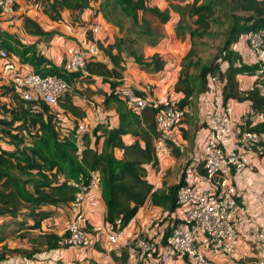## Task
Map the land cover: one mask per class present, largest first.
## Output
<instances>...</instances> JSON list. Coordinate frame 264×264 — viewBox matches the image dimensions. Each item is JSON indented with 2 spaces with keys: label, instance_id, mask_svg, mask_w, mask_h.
Instances as JSON below:
<instances>
[{
  "label": "trees",
  "instance_id": "16d2710c",
  "mask_svg": "<svg viewBox=\"0 0 264 264\" xmlns=\"http://www.w3.org/2000/svg\"><path fill=\"white\" fill-rule=\"evenodd\" d=\"M26 1L36 18L22 17L21 30L28 36L39 38L50 39L55 31L42 28L36 21L39 16L37 12L57 22L62 19L63 10L75 13L78 19L86 11H91V18L82 23L86 39L80 45L92 39L90 28L101 22L97 19L98 15L123 32V20L119 17L122 14L131 21L130 28L137 33L138 38H144L147 42L145 45L154 48L163 35L156 34L142 14L149 12L160 22L167 23L173 12L177 14L176 36H183L187 27L189 40V47L181 58L178 79L173 87V91L181 95L178 99L179 107L188 114L197 95L208 89V76L218 73L223 80L221 94L224 103L232 99L247 102L250 107L264 112V96L256 89L240 91L236 78L239 74H255L261 69L260 63L253 57L248 44L249 56L246 59L235 49L247 31L264 29V0H192L184 4L172 2L164 9L151 5V0ZM95 5L96 8L93 7ZM188 19L192 20V24L187 22ZM1 20L4 19L0 15ZM206 35L212 41L219 40L220 44L208 61H202L198 56L197 41L203 40ZM124 40L134 42L135 39L129 34ZM0 43L6 49L8 57L22 70L41 76L54 74L68 84L67 91L58 97L55 106L41 100L24 101L8 85L0 84V100H3L0 101V217L13 219L18 215H27L33 219L29 227L40 230L42 220L49 218L52 213L40 208L72 205L78 191L73 184L82 180L87 185L92 172L98 174L101 198L106 206L104 221L113 230L118 226L120 229L126 227L148 196L154 203H158V194L152 192L153 186L145 179L142 164L157 166L153 140L157 135L155 117L162 104L154 106L149 103L137 111L126 105L119 92L124 87L125 58L122 52L133 57L139 66L150 67L154 72L164 68V61L159 53L153 52L143 57L135 49L126 47V43L121 44L119 37L114 43L98 41L100 53L88 59L84 74L65 71L64 61L61 65H54L33 45L21 43L13 32L6 29L0 28ZM95 77H100L107 84L108 90L90 88ZM95 93L103 95L102 104L105 107L115 106L119 123L115 127L97 123L91 131L86 125L81 133L82 148L79 149L75 130L84 121L82 118L85 113L75 104V99L90 101V96ZM136 93L143 95L139 91ZM65 111L73 116L69 125L63 124ZM247 128L264 132V122L251 127L247 125ZM127 134L135 136V141L125 143L123 137ZM101 139L103 144L99 150ZM115 148L122 150V158L115 156ZM261 159H264V152L257 155L256 162ZM256 167L255 164L248 170ZM200 168L202 170V164ZM185 184L188 183L181 180L170 187L167 199L164 200L170 204V209L176 210L177 189ZM237 193L238 201L243 205L238 188ZM117 220L120 221L119 225H116ZM90 229L88 224L87 230ZM171 229L162 239V244ZM53 230L54 227L50 226L46 232L41 233L44 246L49 250L59 248L58 238L67 233L66 230L57 234ZM2 248L0 264L9 255L19 252L18 249ZM238 264H257V260L247 258L240 260Z\"/></svg>",
  "mask_w": 264,
  "mask_h": 264
},
{
  "label": "built area",
  "instance_id": "2783aa9c",
  "mask_svg": "<svg viewBox=\"0 0 264 264\" xmlns=\"http://www.w3.org/2000/svg\"><path fill=\"white\" fill-rule=\"evenodd\" d=\"M18 4L19 0H0V15L5 21H14L18 15L29 12ZM90 31L91 40L66 48L63 64L65 71L85 74L88 59L99 55L97 35L100 24H94ZM242 38L247 42L261 68L250 75L253 81L248 89H256L264 96V29L249 30ZM0 84L8 85L24 101L41 100L50 106H55L58 97L68 89L67 82L54 74L41 76L22 70L8 57L1 43ZM207 84L210 98L206 103L207 134L200 159L203 172L193 183L181 185L177 189L174 223L170 234L161 244L160 264H167L174 258L183 259L187 264H208L207 250L217 251L234 261L240 259V235L236 220L246 210L238 201L235 178L253 167L257 155L264 152V132L247 128V125L251 127L264 122V112L249 107L235 114L231 100L226 103L222 100L223 80L218 73L210 74ZM238 89L247 90L240 87ZM151 92V87L147 85L142 90L122 87L119 93L128 107L139 111L149 103L157 106L158 103L151 98ZM161 104L155 117L157 135L153 150L156 157L171 153L172 131L187 117V112L179 107L178 98L174 94H169ZM85 128L83 121L75 130L79 149L82 148L81 133ZM73 185L78 189L71 205L73 212L67 224V233L60 235L57 244L59 247L87 248L91 244V236L87 230L85 209L96 208L101 200L98 194V174L92 172L87 185L83 184L82 180ZM130 221L134 222L135 219ZM116 223L119 225L120 221L117 220ZM124 231L125 227L112 229L107 235L106 244L111 246L119 242L124 236ZM253 243L264 247V227L255 232ZM135 248L140 259H144L154 251V244L149 239L139 238L135 241ZM17 264L32 263L28 259H22ZM257 264H264V261Z\"/></svg>",
  "mask_w": 264,
  "mask_h": 264
},
{
  "label": "crops",
  "instance_id": "0c3cea01",
  "mask_svg": "<svg viewBox=\"0 0 264 264\" xmlns=\"http://www.w3.org/2000/svg\"><path fill=\"white\" fill-rule=\"evenodd\" d=\"M164 2V0H163ZM153 4H155L153 2ZM20 8H30L26 0H19ZM163 9L167 5L162 6ZM161 8V7H160ZM91 11H86L78 19L75 13L61 12V20L54 22L49 20L45 15L39 14L37 22L43 24L46 28L55 29L59 35L55 36L52 41L45 47V52L41 51L51 63L58 66L65 60L66 48L71 45L82 43L85 37V30L82 26L83 20H89ZM20 14L16 20L20 22ZM171 20L165 23L164 37L154 47L149 48L150 55L153 52L159 53L161 59L164 61V68L159 72H154L150 67H137L134 62L125 64L123 72L124 87L142 90L145 86L151 87V98L156 103H161L167 92L174 94L179 99L181 95L173 91L175 82L178 79L180 70L181 57L183 52V44L188 46V38L178 40L175 34V25L177 21V14L171 12ZM35 19V16H31ZM98 20L101 22L100 31L97 35L98 41L101 38L102 27L105 21L98 15ZM8 22V21H6ZM48 22V23H47ZM3 23H5L3 21ZM8 26V23H5ZM108 25V33L110 38L106 40L107 43L112 42V35L115 33L113 27ZM111 28H110V27ZM9 28V27H7ZM44 29V27L42 26ZM45 28V29H46ZM44 29V30H45ZM7 30V29H6ZM20 31L22 32L21 28ZM23 33V32H22ZM183 37V36H182ZM178 48V51H177ZM235 49L246 59L249 56V49L246 41L242 38L235 46ZM187 50V49H186ZM238 86L242 89H248L252 84L253 78L250 75L239 74L236 76ZM92 89L108 90L107 84H104L100 77H95L94 84H90ZM164 98V99H163ZM90 101L84 98L75 99V104L81 107L85 116L84 122L91 131L97 123L109 124L110 127H115L119 123V117L116 113L114 105L105 107L103 102V95L95 93L90 96ZM234 108V113L239 114L250 105L247 102H238L231 100ZM64 111V110H63ZM207 106L202 103V99H194L188 116L191 119H185L178 124L172 131L173 142L171 146V153L169 155H161L157 157V166H152L151 163H143L145 169V179L153 186L152 192L158 194L154 203L150 196L147 197L144 204L138 209L133 217L134 222H129L125 227L124 236L117 242L109 246L106 244L107 235L112 231L110 224L104 221L106 206L101 198L99 205L96 208H86L85 215L88 224L91 227L89 234L91 236V244L87 248L79 246H68L64 248H56L50 250L47 254L36 258L32 264H160L159 250L166 233L171 229L174 222L175 211L170 209V204L167 201L169 189L171 186L179 183L181 180L185 183H193L195 179L202 173L201 163L202 149L207 134L206 120ZM64 125H69L73 116L65 111ZM188 120V121H187ZM125 143L129 144L135 141L136 137L127 134L123 137ZM141 145L143 142L140 140ZM154 142V140H153ZM103 139L98 144V149L102 148ZM114 154L117 158L123 157V152L115 148ZM156 156V155H155ZM257 165L253 170H246L235 178L238 188L239 197L245 207V212L240 214L236 220L237 231L240 235L238 250L240 259L238 261L231 260L224 254L214 250H207L208 264H238L240 260L247 258H255L257 262L264 261V247L256 246L253 243V236L255 232L264 227V159L255 163ZM101 197V190L98 193ZM163 201V202H162ZM45 207V206H44ZM48 210L61 213V218L65 215H72V207H52L47 206ZM175 209V208H174ZM60 234L62 231L56 227L53 230ZM149 239L154 244V251L148 257L140 259L134 243L136 239ZM16 259L13 264H15ZM167 264H187V262L180 258H174Z\"/></svg>",
  "mask_w": 264,
  "mask_h": 264
},
{
  "label": "rangeland",
  "instance_id": "374dc122",
  "mask_svg": "<svg viewBox=\"0 0 264 264\" xmlns=\"http://www.w3.org/2000/svg\"><path fill=\"white\" fill-rule=\"evenodd\" d=\"M191 1L192 0H164V2H163V0H151L150 4L154 5V6H158L159 8L161 7L160 9H163L162 6H164V5L168 6L172 2L184 4V3L191 2ZM153 2L155 4H153ZM29 7H31V6H29ZM93 7L96 8L97 5H95ZM28 10H29V12L20 16L21 17L20 22L16 19L14 21H8V22L1 20L0 21V28L4 29V30L7 29L9 32H13L16 39H19V41L21 43H23L25 45L31 44V45H33V47L35 49L39 50V52H41V51L45 52V50H46L45 47H48V44L52 41V39L55 36L59 35V32L55 29L46 28L45 25L43 24V21H41V24L44 27V29L46 28L45 29L46 31H49V30L55 31V33L50 37V39H46L43 37L39 38V37H35V36H28V35L22 33L20 31L22 17L28 16L30 18L31 16L35 15L34 11H31V8H28ZM37 13L40 14L41 12H37ZM119 17L123 20L122 23L124 24L125 30L123 32H121L118 28L113 27L108 22H105V24H103L102 33L100 35L101 38L103 39L101 41L103 43H107L106 40L110 38V34L108 33L109 29H108V25H107V24H109L111 27H113L112 28L113 31H115V33L112 35L113 40H112V42L110 41V43L116 42L118 37L122 38L123 41L121 44L126 43V47H130V48L135 49L137 51V54L143 55V57H145L146 54L150 53L149 49L145 45L147 43L146 40L144 38H138L137 33L130 28L131 21L128 20V18H125L122 14H119ZM142 17L145 18L146 20H148L150 27L155 31L156 34H161L164 37L163 33H164V29H165L164 28L165 23L160 22V20L157 17H155L153 14H151L149 12L142 14ZM35 18H36V16H35ZM37 19H39V16L37 17ZM2 21H4L5 23H8L7 24L8 26H6V24L3 23ZM187 22H190V24H192L191 19H188ZM7 27H9V28H7ZM187 30H188L187 27H185V30H184L185 33H184L183 37L182 36H180V37L176 36V38L178 40H182V38H185V37L188 38ZM129 34H130L131 38L135 39L134 42H131V41L125 42L124 37H126ZM197 42H198V44H197L198 46L197 45L196 46L199 50L198 56L201 58L202 61H208L212 57V55H214L216 53V51L218 49L217 45L220 44L219 40L212 41L211 37L208 35H206L203 40H198ZM182 44H183V49H184L183 52H184V51H186V49H188L189 43H188L187 47L184 43H182ZM177 51H178V48H177ZM122 56L125 58L124 64H127L128 62H129V64H131L132 62H134L133 57L127 56L125 54V52H122ZM135 64L137 67H141L137 63H135ZM207 86H208V84H207ZM208 91H209V88L206 89L203 93L198 94L196 100L198 98L202 99V103H204L206 105L208 99L210 98ZM168 95H169V92H167L166 95H164L165 98L168 97ZM0 101H3V100H0ZM188 115L189 114H187L186 119H191V116H188ZM2 146L5 147L4 144H2ZM40 209L48 210L47 206H45L43 208L41 207ZM50 211H52V210H50ZM60 215H61L60 212L57 213V212H55V210L52 211V213H50L49 218L42 220L40 230L31 229L29 227L33 223V219H31L27 215H24V216L18 215L13 219H11L9 217H0V251L3 249L2 247H6L8 249H18V251H19V252H16V253L9 255L7 257V259L4 261V263H1V264H13L16 259H19L18 261H20L21 259H24V258L29 259L31 262H33L36 258H39V256L47 254L50 250L44 246V241L42 239L41 233L46 232V230L50 226L52 228L54 227V230L57 227L62 232H65L67 229V224H68L71 216L68 217V215H65L64 218H61ZM134 247H135V243H134ZM18 261H16L15 264Z\"/></svg>",
  "mask_w": 264,
  "mask_h": 264
},
{
  "label": "water",
  "instance_id": "95a60500",
  "mask_svg": "<svg viewBox=\"0 0 264 264\" xmlns=\"http://www.w3.org/2000/svg\"><path fill=\"white\" fill-rule=\"evenodd\" d=\"M120 41H121V42L123 41L122 38H120Z\"/></svg>",
  "mask_w": 264,
  "mask_h": 264
},
{
  "label": "clouds",
  "instance_id": "9594fccd",
  "mask_svg": "<svg viewBox=\"0 0 264 264\" xmlns=\"http://www.w3.org/2000/svg\"><path fill=\"white\" fill-rule=\"evenodd\" d=\"M66 247H68V246H66ZM59 248H64V247H59Z\"/></svg>",
  "mask_w": 264,
  "mask_h": 264
}]
</instances>
